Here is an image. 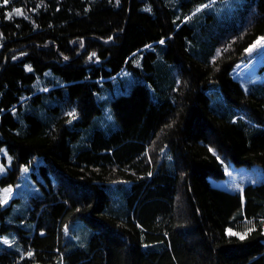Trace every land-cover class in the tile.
I'll use <instances>...</instances> for the list:
<instances>
[{
    "label": "trees",
    "instance_id": "1",
    "mask_svg": "<svg viewBox=\"0 0 264 264\" xmlns=\"http://www.w3.org/2000/svg\"><path fill=\"white\" fill-rule=\"evenodd\" d=\"M221 1L0 0V150L11 157H0V183L18 181L37 155L46 178L31 197L32 228L6 221L0 202V233L14 229L22 243L3 247L0 264H264V92L233 76L264 36V0H241V25L224 26L210 12ZM159 53L178 82L156 100ZM127 70L147 79L110 99L119 127L76 149L102 112L97 93ZM213 84L241 116L212 109ZM231 163L258 166L254 179L213 184ZM122 180L132 181L126 216L107 190ZM77 218L93 234L69 250L64 229Z\"/></svg>",
    "mask_w": 264,
    "mask_h": 264
},
{
    "label": "rangeland",
    "instance_id": "2",
    "mask_svg": "<svg viewBox=\"0 0 264 264\" xmlns=\"http://www.w3.org/2000/svg\"><path fill=\"white\" fill-rule=\"evenodd\" d=\"M240 2L241 0H222L217 7L213 4L212 11L210 12H214L217 8L218 12H216V16H218L217 19L219 25L221 24L224 26L231 22L232 24L241 25L242 17L237 19V16H234L238 13L240 14V9L237 8L240 6ZM208 13L209 12H203L205 15ZM203 14L201 13V15ZM201 20V18H196L195 22L200 23ZM257 41H261V43L257 45ZM253 45H256V47H253ZM190 48L192 49V46ZM157 51H159V49ZM247 51V58L240 60L235 65V71L240 72L239 80L247 91L264 92V56L261 57V55L264 54V36H259L249 46ZM219 52L220 47L216 45L215 50L211 51L210 55L215 57ZM143 56L144 55H142L140 59H135V63L142 67ZM156 69L161 76V85L160 87H157L150 81L149 84L152 89L153 98L161 100L170 95V88L174 83L178 82V75L176 74L175 66L164 61L162 53H159ZM146 79L145 75H136L132 70H127L123 73L121 78L115 81V86L113 88H103L101 92H98L97 96L102 105V112L96 115L92 122L83 128L80 138L75 141V148L78 149L88 144L89 137L96 129H101L107 134L116 130L119 127V123L113 112L110 99L119 93L128 92L134 83ZM38 81L35 84H38ZM209 92L211 93V106L215 112L227 117L242 115V109L239 106L230 104L226 100L218 84H213ZM0 157H5L8 159V164L11 163V157L7 156L4 149L0 150ZM42 162L43 157L37 155V159L33 164L23 166L18 181L7 185H1L0 183V201L3 200L4 190L11 189V193L8 194L7 202H1L4 208L9 206V210L6 213V221L16 223L17 225L24 226L28 229L33 227V222L29 217L31 210V197L42 195L43 188L40 182H46L45 176L39 169ZM5 166V163L0 162V174L5 172ZM226 167L228 174L227 177L220 180L213 179V184L231 190H237L238 188L241 189L243 184L253 180V176H250L248 179L246 178L250 173L257 172L258 168V166H236L232 163L227 164ZM131 183L132 181L122 180L111 182L107 186V190L111 197V204L112 206H115V212L122 216H126L130 210L128 195ZM1 222L2 217L0 215V225ZM64 231L67 248L69 250L77 247H87L93 234L92 227L82 218H77L67 224ZM3 247L22 250V243L18 239L17 232L14 229L0 233V250ZM54 264H65V260L61 256V258H59Z\"/></svg>",
    "mask_w": 264,
    "mask_h": 264
},
{
    "label": "snow or ice",
    "instance_id": "3",
    "mask_svg": "<svg viewBox=\"0 0 264 264\" xmlns=\"http://www.w3.org/2000/svg\"><path fill=\"white\" fill-rule=\"evenodd\" d=\"M8 2V0H4V3L6 4ZM17 14H20L19 13V11H17ZM9 18H11V14H9ZM163 41H161V43H162ZM261 43V41H257V45H259ZM253 47H256V45H253ZM70 115H73L74 116V114H70ZM11 193V189H5L4 190V197H3V200L2 201H0V202H7V198H8V194H10ZM249 231H251V229H249ZM229 234L230 235H239V238L240 239H244L245 238V236L247 235V233H245V234H243V235H240V234H238V233H232L231 232V230H229Z\"/></svg>",
    "mask_w": 264,
    "mask_h": 264
}]
</instances>
